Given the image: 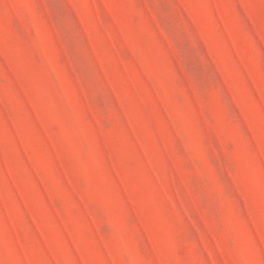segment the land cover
I'll list each match as a JSON object with an SVG mask.
<instances>
[{"label": "rangeland", "instance_id": "1", "mask_svg": "<svg viewBox=\"0 0 264 264\" xmlns=\"http://www.w3.org/2000/svg\"><path fill=\"white\" fill-rule=\"evenodd\" d=\"M0 264H264V0H0Z\"/></svg>", "mask_w": 264, "mask_h": 264}]
</instances>
